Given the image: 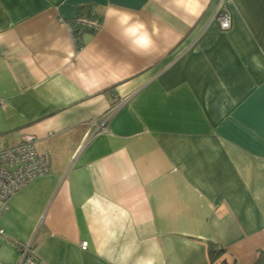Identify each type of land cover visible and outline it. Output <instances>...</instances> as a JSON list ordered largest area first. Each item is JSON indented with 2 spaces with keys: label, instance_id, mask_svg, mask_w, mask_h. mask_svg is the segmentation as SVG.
Segmentation results:
<instances>
[{
  "label": "crops",
  "instance_id": "1",
  "mask_svg": "<svg viewBox=\"0 0 264 264\" xmlns=\"http://www.w3.org/2000/svg\"><path fill=\"white\" fill-rule=\"evenodd\" d=\"M219 2L0 0V147L52 160L1 212L0 264L30 241L38 264H264V0L227 31Z\"/></svg>",
  "mask_w": 264,
  "mask_h": 264
},
{
  "label": "built area",
  "instance_id": "2",
  "mask_svg": "<svg viewBox=\"0 0 264 264\" xmlns=\"http://www.w3.org/2000/svg\"><path fill=\"white\" fill-rule=\"evenodd\" d=\"M231 0H220L218 21L222 30L232 27V16L226 7ZM102 26L101 19L95 13H88L69 24L71 34L78 45L80 31H98ZM79 30V31H77ZM111 117L108 118V121ZM102 132L106 128L101 127ZM92 139V138H90ZM37 138L25 135L17 145L0 147V214L7 206L8 201L17 192L27 187L35 179L52 173V160L49 154L39 152ZM5 231L0 228V237ZM21 253L20 264H38V256L33 242H16ZM81 248L88 249V242H82Z\"/></svg>",
  "mask_w": 264,
  "mask_h": 264
},
{
  "label": "rangeland",
  "instance_id": "3",
  "mask_svg": "<svg viewBox=\"0 0 264 264\" xmlns=\"http://www.w3.org/2000/svg\"><path fill=\"white\" fill-rule=\"evenodd\" d=\"M99 17V16H98ZM100 18V17H99ZM76 21V20H75ZM74 21V22H75ZM74 22L73 23H71L72 25L74 24ZM69 24V23H68ZM114 112V111H113ZM113 112L111 111L110 112V114H108V115H106L105 116V118L103 119V123L102 124H98V125H96V129H94V131L89 135V139L88 140H91L90 138H94V137H96L99 133H101L102 132V129H101V127H105L106 128V125H107V123H108V118L109 117H111L112 115H113ZM107 129V128H106Z\"/></svg>",
  "mask_w": 264,
  "mask_h": 264
},
{
  "label": "trees",
  "instance_id": "4",
  "mask_svg": "<svg viewBox=\"0 0 264 264\" xmlns=\"http://www.w3.org/2000/svg\"><path fill=\"white\" fill-rule=\"evenodd\" d=\"M221 253H223V250H221V249L215 250V249H213V246H211V248H210V264H212L214 261H216V259L221 255Z\"/></svg>",
  "mask_w": 264,
  "mask_h": 264
}]
</instances>
